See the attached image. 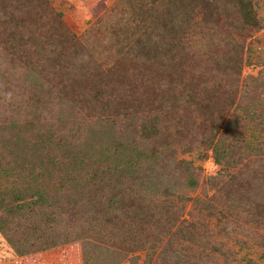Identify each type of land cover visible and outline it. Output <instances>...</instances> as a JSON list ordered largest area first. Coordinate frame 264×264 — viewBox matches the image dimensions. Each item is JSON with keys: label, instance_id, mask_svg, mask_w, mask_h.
Listing matches in <instances>:
<instances>
[{"label": "trees", "instance_id": "1", "mask_svg": "<svg viewBox=\"0 0 264 264\" xmlns=\"http://www.w3.org/2000/svg\"><path fill=\"white\" fill-rule=\"evenodd\" d=\"M51 4L0 0V94L5 62L35 91L22 124L4 120L14 104L0 99L14 158L0 151L2 235L17 255L64 260L76 247L83 264L227 262L242 213L264 232V167H241L264 159V114L246 109L240 84L245 38L263 27L256 0H117L82 34ZM223 32L238 39L213 43ZM53 97L68 109L48 120ZM197 161L217 170L190 196ZM173 240L200 250L196 261Z\"/></svg>", "mask_w": 264, "mask_h": 264}, {"label": "rangeland", "instance_id": "2", "mask_svg": "<svg viewBox=\"0 0 264 264\" xmlns=\"http://www.w3.org/2000/svg\"><path fill=\"white\" fill-rule=\"evenodd\" d=\"M115 1L117 0H51V5L54 11L62 16L64 23L72 32L82 34L88 28L92 27L93 24H97L99 19L110 9ZM256 6V12L263 27L260 30L251 31L246 38L243 37L246 39L247 45V50H244V54H242L245 61L243 69L246 71L245 75H247V77L246 79L241 78L240 84L241 87L243 85L245 96L251 101L249 105L245 104L246 109L251 110L254 108V110L261 115V112L264 114V0H256ZM230 38L238 39L236 33H233L232 36H228L223 32L220 35L217 34V37H214L213 43L223 41L224 44L229 42ZM4 67L7 70L5 74L11 77V86L8 92L0 94V99L8 100L14 104L13 106L6 105L7 111L5 112L6 116L4 120L11 122L15 121L18 124H22L26 120L27 115H31L34 112L31 97L35 94L33 77L27 70L19 66L13 67L11 64L5 62ZM66 109H68V106L61 97H53L49 108L42 111V116L49 120ZM244 116L245 119L246 115ZM262 121L257 119L255 126L257 130L264 133V121L263 125H261ZM10 138L17 141L12 135H10ZM21 138L24 140V137ZM17 142L19 143V148H26L25 140ZM23 143H25V145H23ZM7 149H9V152ZM0 151L6 153L5 156L10 158V161L14 159L10 147L0 143ZM256 160L257 161H254V163L249 162L250 164L245 168L243 165L246 161H242L241 167H243V171H247V168L262 171L264 159H262V161ZM211 163L212 161H197L195 163V165L202 166L204 171L201 174L199 188L195 190V192H189L190 196L201 194V190L203 189V177L208 174L211 168H213V171L217 170ZM189 209L190 206L187 210ZM245 216L246 213H242L240 221H237L235 224L236 226L240 225V233L236 234V239H238V241L237 243L232 242L229 246L234 256L229 258L227 262L222 258H218L219 261H217L216 264H264V245L259 246V244H263L264 238L262 236H264V232L261 228L246 230L243 223ZM210 225L212 226L209 228L213 229L214 223L212 222ZM165 242L166 237H164V243ZM172 242L174 243V249L178 251L182 257L196 256L198 258L200 250L197 249L191 252L189 246V252L185 254L183 248L188 244L177 240H173ZM223 242H226V239H224ZM104 256H106L107 261L110 262L114 259V256H110L109 253L105 251ZM60 257L64 260H60L57 255L56 257H48L47 253L43 251L22 256L17 255L13 247L0 232V264H83L81 262L80 253L76 247L72 248L69 252L62 250ZM194 260L196 261L195 257Z\"/></svg>", "mask_w": 264, "mask_h": 264}]
</instances>
